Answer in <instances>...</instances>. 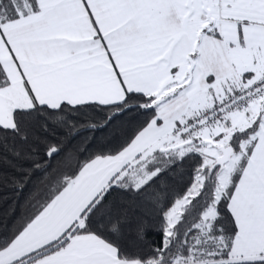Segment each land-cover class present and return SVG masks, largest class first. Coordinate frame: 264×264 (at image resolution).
<instances>
[{"label": "snow or ice", "instance_id": "1", "mask_svg": "<svg viewBox=\"0 0 264 264\" xmlns=\"http://www.w3.org/2000/svg\"><path fill=\"white\" fill-rule=\"evenodd\" d=\"M0 264H264V0H0Z\"/></svg>", "mask_w": 264, "mask_h": 264}]
</instances>
